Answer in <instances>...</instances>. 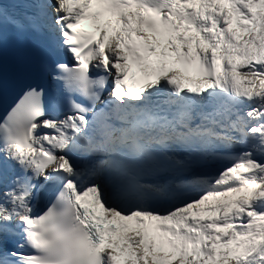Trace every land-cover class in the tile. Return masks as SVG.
Instances as JSON below:
<instances>
[{"label": "snow or ice", "instance_id": "6c2138e0", "mask_svg": "<svg viewBox=\"0 0 264 264\" xmlns=\"http://www.w3.org/2000/svg\"><path fill=\"white\" fill-rule=\"evenodd\" d=\"M0 264H264V0H0Z\"/></svg>", "mask_w": 264, "mask_h": 264}]
</instances>
